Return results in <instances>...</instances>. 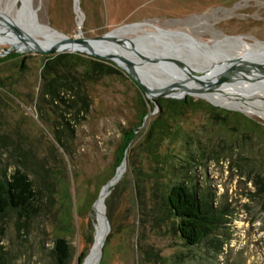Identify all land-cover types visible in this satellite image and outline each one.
Returning <instances> with one entry per match:
<instances>
[{
  "label": "rangeland",
  "instance_id": "obj_1",
  "mask_svg": "<svg viewBox=\"0 0 264 264\" xmlns=\"http://www.w3.org/2000/svg\"><path fill=\"white\" fill-rule=\"evenodd\" d=\"M20 2L0 0V11L12 20L17 11L25 16ZM78 5L76 12L74 0H32L38 27L74 39L149 23L120 39L119 51L135 61L161 49L186 55L189 45H213L226 37L264 45V0H79ZM38 27L31 28L42 32ZM32 35L47 43L45 34ZM237 48L221 47L218 55L232 57ZM243 51L250 55L249 48ZM189 58L137 63L154 84L166 85L172 83L166 67L207 65ZM238 62L249 73L264 75L262 62ZM46 69L66 84L61 87L66 92L59 93L65 103L45 94L51 79L44 76ZM185 74L172 80L189 79ZM226 85L221 88L228 94L243 95ZM175 94L194 101L171 105L165 100L175 98L154 97L109 60L85 51H22L0 33V176L20 170L40 199V215L28 226L15 212L0 220V264H53L58 238L71 246L69 264H85L96 247L100 212L110 230L105 232L102 222L104 246L96 264H264L263 116L193 93ZM129 131L133 139L120 162ZM116 174L119 181L105 188ZM176 183L211 190L214 207L222 209L214 233L199 246H188L171 221L163 220L161 196Z\"/></svg>",
  "mask_w": 264,
  "mask_h": 264
},
{
  "label": "bare ground",
  "instance_id": "obj_2",
  "mask_svg": "<svg viewBox=\"0 0 264 264\" xmlns=\"http://www.w3.org/2000/svg\"><path fill=\"white\" fill-rule=\"evenodd\" d=\"M14 3H19L21 0H12ZM24 3V8L22 13L26 15L28 13L29 3L32 0H22ZM21 3V2H20ZM20 11V10H19ZM18 15L20 16V12H18ZM0 15H3L4 18H6L8 21L12 22L13 24H20L18 17H16L14 20H12L7 14L4 13V11H0ZM9 17V19H8ZM32 26H36L37 22L33 23ZM149 26L151 25L149 23L147 24H136L132 26H126L123 28H120L116 30L115 32L111 33L110 37H108L105 40H98V41H89L88 44L93 48V50L98 54L102 56H106L107 54H111L115 56L117 62L120 65L126 66L130 69H132L136 73V78L144 85L146 86L154 97H176L175 93H193L194 95H198L200 97H204L207 99H210L212 102H214L218 106L230 108V109H237L241 110L251 116L260 115L264 118V75L262 77H257L253 75L252 73H249L248 69L243 68L241 64L238 61H247L250 63H253L254 65H258V61L262 62L264 64V55L262 54V51H264V45L258 44L257 46H252L248 42L245 41V38L243 37H234V38H227L224 40H221L219 42L214 43L213 45H206L201 42H197L196 45L188 46V54L183 55L181 53H178V51L175 49L173 51H163L162 49L159 50V53L157 55L153 56H139L140 61H135L132 58H130L127 54L123 51H119L121 48V38L124 36H127L128 34L134 32L137 28ZM39 30H42V34H45L46 36V42L47 43H37L38 41H30L29 38L27 39H20L17 35L13 36L9 34V31L3 28V26L0 25V33H5L9 38L14 47L19 48L22 51H27L28 47L31 46L33 48L36 47H42V48H49L52 44L63 42L65 40V35L59 34L54 32L49 28V30H45L46 28L38 27ZM138 31V30H137ZM162 36H167V33H164L162 30H159ZM44 32V33H43ZM179 34V33H178ZM178 34H169L172 37H179ZM21 44H19V40ZM82 38V37H80ZM118 47H116V44ZM182 42V40H181ZM186 42V41H185ZM189 43V40H187ZM190 44V43H189ZM238 46L237 51L232 54V57H220L218 55L219 48L221 47H227V46ZM181 48V47H180ZM243 48H249L250 55H245ZM225 49V48H224ZM236 49V48H235ZM85 51L87 53H90V50L88 48H85L84 46H75L73 44L65 43L62 46L61 52H71V53H77ZM189 58L193 59L194 57L203 63H206L207 65L202 66L200 64L199 67L192 66V68L187 69H181L180 71L177 69H171V68H164L165 70L163 72H168V76L166 77L169 79L167 82H171L166 85H159L154 84L152 80L148 77V75L143 72L141 68L142 65H139L137 62H144V64H151L150 61H152L155 58H159V61L168 60L171 58ZM233 58V59H232ZM238 59L237 60H234ZM241 59V60H240ZM246 59V60H245ZM195 60V59H193ZM207 61V62H206ZM257 61V62H256ZM158 62V61H157ZM196 62V60H195ZM198 62V61H197ZM213 62V63H211ZM260 64V63H259ZM238 69V72L243 77L233 73L232 70ZM209 74H206V71H211ZM185 72L186 76L189 77V79H181V80H172L174 76L178 73ZM243 72V73H242ZM244 72H246L244 74ZM195 76V77H192ZM235 77V78H234ZM191 78H193L191 80ZM239 80H236V79ZM191 82L192 84H184L183 81ZM223 81V82H221ZM228 81V82H227ZM197 83V84H195ZM226 84H232L236 88H240L244 91L243 95L239 94V90H236L233 94H228L227 91L223 90L221 86H226ZM213 86L215 88H213ZM218 86V87H217ZM244 87H251V89H246ZM228 88V87H227ZM247 90V92H246ZM174 92L173 93H162V92ZM248 91L250 95L248 96ZM227 92V93H226ZM248 97H250L248 99ZM254 97L257 99H260L261 101H254L252 99ZM119 174V173H118ZM120 176V175H119ZM116 181L111 182L108 186H112ZM104 195L101 196L99 200V207L101 210V206L103 208V214H104ZM104 215H102V212L98 215V224L96 225V232H97V243L96 247L92 253V255L89 257L87 262L85 264H96L99 255H101L100 248L104 241V232L102 227V222L104 224V231L106 232V225L104 223V219L102 218Z\"/></svg>",
  "mask_w": 264,
  "mask_h": 264
},
{
  "label": "trees",
  "instance_id": "obj_3",
  "mask_svg": "<svg viewBox=\"0 0 264 264\" xmlns=\"http://www.w3.org/2000/svg\"><path fill=\"white\" fill-rule=\"evenodd\" d=\"M51 79L45 83V94L51 95L57 100L65 103L66 99L59 96L60 91L66 92L61 87L66 86L52 74L44 71V76ZM48 80V78H45ZM55 95V96H54ZM171 105L187 106L193 103V98L167 99ZM199 104L204 102L198 101ZM211 111L217 109L208 105ZM124 146L121 152L120 162L123 159L124 151L133 139V131L124 135ZM164 207L165 221H171L172 229L190 247L199 246L218 224L223 216L222 209L214 207V195L211 190L201 192L196 186H186L183 183L171 184L161 196ZM39 194L27 175L20 170H15L11 175L0 176V220L6 218L10 213L15 212L23 223L28 226L33 218L40 215ZM165 221V222H166ZM2 253H0V259ZM53 264H69L71 259V246L64 238H58L54 242L52 250Z\"/></svg>",
  "mask_w": 264,
  "mask_h": 264
},
{
  "label": "water",
  "instance_id": "obj_4",
  "mask_svg": "<svg viewBox=\"0 0 264 264\" xmlns=\"http://www.w3.org/2000/svg\"><path fill=\"white\" fill-rule=\"evenodd\" d=\"M75 1V9H76V12H79L80 11V7L78 5V2L79 0H74ZM24 17L25 19V22H22V18ZM9 19V17H8ZM18 19H19V22L17 23H22L23 26H18L19 24H13L12 22L8 21L6 18H4L3 15H0V23L1 25L3 26H6L7 29H10L15 35H17L20 39H31L32 41H36L35 38L33 37L32 34H36V33H41L42 35V32L36 30V29H33L31 28L33 23L37 22L38 18H37V12L33 9L32 7V1H30L29 3V8H28V13H26L25 16H22V15H18ZM21 24V25H22ZM51 30H53L54 32L56 33H59L57 30H54L52 28H50ZM114 31L112 32H109L107 34H104V35H101V36H98V37H95V38H70L68 36L65 35V40L63 42H58V43H54L52 44L49 48L45 49V48H42V47H36V48H33L31 46L28 47L27 49V52H30V51H34V52H40V53H56V52H61L62 50V46L65 44V43H69V44H73L75 46H84L85 48H88L90 50V53H87L88 55H91V56H94V57H97V58H100V59H106V60H109L111 61L112 63H114L115 65L119 66L120 68L124 69L127 71V73L135 80L137 81L144 90L148 91L149 93H151V91L146 87L144 86L137 78H136V73L126 67V66H123V65H120L115 56L111 55V54H107L106 56H102V55H98L94 50L93 48L88 44L89 41H98V40H105L107 39L108 37H110L111 33H113ZM62 34V33H61ZM64 35V34H63ZM14 52H18L17 50H14ZM153 94V93H151ZM187 95H184L183 97H167V98H175V99H180V98H186ZM125 165V163H123V166ZM122 166V167H123ZM121 178V176L119 177L117 174L115 175V177L109 181V183L105 186V188L113 181H116L118 182L119 179ZM109 193V192H108ZM107 193V194H108ZM104 223L108 229V232L110 230V226H109V223L107 221V218L106 216L104 215ZM103 246H104V243L102 244L101 248H100V254L102 255V249H103Z\"/></svg>",
  "mask_w": 264,
  "mask_h": 264
}]
</instances>
